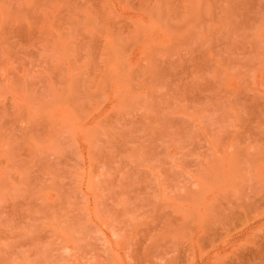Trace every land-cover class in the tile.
I'll return each mask as SVG.
<instances>
[{
  "label": "rangeland",
  "instance_id": "obj_1",
  "mask_svg": "<svg viewBox=\"0 0 264 264\" xmlns=\"http://www.w3.org/2000/svg\"><path fill=\"white\" fill-rule=\"evenodd\" d=\"M0 264H264V0H0Z\"/></svg>",
  "mask_w": 264,
  "mask_h": 264
}]
</instances>
